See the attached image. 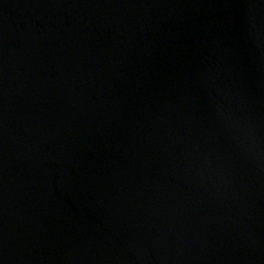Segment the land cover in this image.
<instances>
[{"label":"water","instance_id":"1","mask_svg":"<svg viewBox=\"0 0 264 264\" xmlns=\"http://www.w3.org/2000/svg\"><path fill=\"white\" fill-rule=\"evenodd\" d=\"M0 264H264V0H0Z\"/></svg>","mask_w":264,"mask_h":264}]
</instances>
